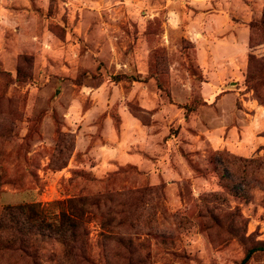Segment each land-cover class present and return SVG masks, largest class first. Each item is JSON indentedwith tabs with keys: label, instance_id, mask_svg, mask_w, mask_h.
<instances>
[{
	"label": "rangeland",
	"instance_id": "1",
	"mask_svg": "<svg viewBox=\"0 0 264 264\" xmlns=\"http://www.w3.org/2000/svg\"><path fill=\"white\" fill-rule=\"evenodd\" d=\"M72 196L100 199L87 259L53 240L37 264H241L264 242V0H0V209Z\"/></svg>",
	"mask_w": 264,
	"mask_h": 264
},
{
	"label": "trees",
	"instance_id": "2",
	"mask_svg": "<svg viewBox=\"0 0 264 264\" xmlns=\"http://www.w3.org/2000/svg\"><path fill=\"white\" fill-rule=\"evenodd\" d=\"M252 60L253 56L250 71ZM121 77L115 76L116 79ZM256 78V74L249 73L246 79L248 85L256 87ZM99 204V198L72 196L49 204L32 201L4 205L0 209V255L10 252L18 254L21 261L30 258L33 264H37V246L54 240L63 247L65 257L70 258L75 253V256L87 259L90 208ZM258 251H264L263 241L247 248L241 264H246Z\"/></svg>",
	"mask_w": 264,
	"mask_h": 264
}]
</instances>
